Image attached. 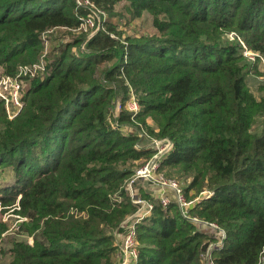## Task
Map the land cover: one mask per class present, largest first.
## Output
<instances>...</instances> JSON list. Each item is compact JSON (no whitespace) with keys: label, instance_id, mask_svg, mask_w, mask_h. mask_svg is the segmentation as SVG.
Wrapping results in <instances>:
<instances>
[{"label":"trees","instance_id":"obj_1","mask_svg":"<svg viewBox=\"0 0 264 264\" xmlns=\"http://www.w3.org/2000/svg\"><path fill=\"white\" fill-rule=\"evenodd\" d=\"M94 1L113 12L119 0ZM127 1L132 17L152 15L154 31L126 37V62L109 21L89 51H76L85 36L54 46L13 118L0 98V170L11 167L15 179L0 186V211L30 217L21 228L33 236L11 240L8 264H113L116 232L136 209L126 182L151 154L111 122L134 123L112 110L130 85L141 104L135 119L174 142L163 168L187 179L188 197L212 191L192 211L227 232L216 264H264V67L228 36L236 31L264 57V0ZM88 12L75 0H0V66L16 74L41 55L43 31L78 26ZM252 74L262 76L259 96ZM6 230L0 219V239ZM137 235V264H204L214 239L175 203H156Z\"/></svg>","mask_w":264,"mask_h":264},{"label":"built area","instance_id":"obj_2","mask_svg":"<svg viewBox=\"0 0 264 264\" xmlns=\"http://www.w3.org/2000/svg\"><path fill=\"white\" fill-rule=\"evenodd\" d=\"M75 1L78 6H85L89 10L88 14L83 17L78 26H55L43 31L41 39L44 48L41 55L33 62L20 65L16 74H8L0 66V98L4 101L7 114L10 118H13L22 108L24 95L32 80L43 75L48 68L53 49L50 34L57 32L58 28H70L75 30V33L81 32L82 29H92L80 45L82 51H89L87 48L88 40L100 31V26L106 21L105 12L101 11L94 0ZM110 35L117 38L112 32ZM228 36L230 39H238L240 41L243 47V53L250 61L259 60L264 66V57L257 51L249 48L236 31H230ZM69 41H72V39L67 36L64 39L58 40V43H66ZM127 48L126 45L123 54L124 62L128 58ZM121 69L123 70V68ZM116 101L117 103L112 107L114 115H118L122 110H126L131 114L133 121L136 123L135 126L133 125L136 133H129L128 130L132 127L129 125L124 126L122 132L127 135L136 134L138 136V141L135 144L136 147L141 150L147 149L151 154L150 157H145L144 161L134 168V172L126 182V190L136 209L127 215L122 222L124 230L117 234L119 235V239L117 240V258L113 264L138 263L140 242L137 235V223L152 214L156 203H160L164 207L171 203L177 204L181 215L185 219L195 224L200 230L207 229L213 232L216 241L208 245L203 259L204 264H216L213 258V250L223 244L227 232L216 221L205 219L192 211V208L202 198L209 197L212 191L203 190L199 195L188 197L180 180L166 173L163 168V162L174 148V142L169 136H160L151 133L144 123L135 119L141 111V104L131 85L129 86V95L126 101L124 103L118 102V100ZM111 122L113 126L119 125L115 119H112ZM148 124L154 128V122L153 124L148 122ZM144 140L147 142L143 143ZM145 184H148V186ZM142 189L146 194H141L140 191ZM22 218L27 219L28 217L22 216Z\"/></svg>","mask_w":264,"mask_h":264},{"label":"rangeland","instance_id":"obj_3","mask_svg":"<svg viewBox=\"0 0 264 264\" xmlns=\"http://www.w3.org/2000/svg\"><path fill=\"white\" fill-rule=\"evenodd\" d=\"M127 2H128L127 0L117 1L115 3L114 10H113L114 14H112L113 13L112 11H109V10L103 8L102 6L97 5L101 9V11H104L106 14V21L102 23V25L100 26V30L101 31H109L108 27H107L109 21H110V23H116L117 30L121 31V33L118 34L116 31H110V32H112L115 36H117V39L121 40V42L124 44V49L127 45V44H125V42H127V40H126L127 36H129V35L134 36L135 34H141L145 31H149V32L154 31L153 24H152V15L148 11H144L141 16L132 17L131 14L126 9ZM57 30H58L57 32L50 34L51 35L50 39H51L53 49H54V46L59 44L58 40L64 39L67 36H69V38L71 37L72 41H74L78 37H82V36L87 37V35L89 34V32L92 29H87V30L82 29L81 32H77V33H75L76 32L75 30H72L70 28H62V29L58 28ZM241 39H242V37H241ZM236 40H238V39H236ZM81 43H80V45H81ZM53 49H52V51H53ZM76 51H78V52L82 51L80 46L77 47ZM54 52L55 51H53L52 55H54ZM52 55H50V61L52 59L51 57H53ZM120 60H121V58H120ZM108 64L104 63V64L100 65L99 73H101V69L103 67H109ZM112 64H113V61L110 65H112ZM260 66L264 67L263 64H261V63H260ZM261 79H262V76H257V75H253V74L250 75L248 78L249 85L251 86L252 90L258 96L260 95L259 90H258V85H259V82ZM119 98H117L116 100H118V102H121L122 100H121V98L120 99ZM116 103H117V101L115 102V104ZM139 122H141V121H139ZM119 125H121V128H123L126 125L132 126L128 130L129 133H136V130L134 127L136 125L135 122L134 123H124V124H119ZM145 142H147V141L144 140L143 143H145ZM148 157H150V155ZM144 159L145 158H142L140 161H138L136 166H139L144 161ZM136 166H134V167H136ZM168 170L166 171V173L170 171V170L169 171ZM168 175H170V174H168ZM171 176H175L177 179H179L183 186H184L185 182H187V179H185L184 177H179L178 172H176V173L172 172ZM14 180H15L14 179V171L11 167H7V168L0 170V186L6 185V184H11ZM145 185L148 186V184H145ZM140 192L142 195L146 194L143 189ZM192 193H193V190H192ZM22 216L23 215H20L19 213H17L14 210V206L13 207L8 206V208H6L5 211H0V219L5 221L7 224V230L3 232V236L0 239V264H8L11 261L12 256L9 253V247L11 246V240L14 237L21 238V239H24V240L29 241V242L33 241V236L30 235L29 233L25 232L21 228V222L30 221V217H28L27 219H23ZM205 231H210V230L206 229ZM117 234H118V232H116V239L118 240L119 235H117ZM215 241H216V239H213L209 244H211L212 242H215ZM116 258H117L116 254L113 255V263L115 262Z\"/></svg>","mask_w":264,"mask_h":264},{"label":"crops","instance_id":"obj_4","mask_svg":"<svg viewBox=\"0 0 264 264\" xmlns=\"http://www.w3.org/2000/svg\"><path fill=\"white\" fill-rule=\"evenodd\" d=\"M147 121L150 122L151 124H153V122H154L151 118H148ZM148 193H149V192H148Z\"/></svg>","mask_w":264,"mask_h":264}]
</instances>
